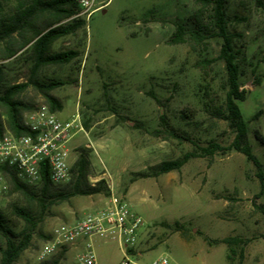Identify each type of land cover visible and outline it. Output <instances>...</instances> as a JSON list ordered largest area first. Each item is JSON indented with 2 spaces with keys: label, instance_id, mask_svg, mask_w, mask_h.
<instances>
[{
  "label": "rangeland",
  "instance_id": "1",
  "mask_svg": "<svg viewBox=\"0 0 264 264\" xmlns=\"http://www.w3.org/2000/svg\"><path fill=\"white\" fill-rule=\"evenodd\" d=\"M226 2L240 81L248 91L239 106L253 152L264 165V148L255 138L256 132L264 136V114L254 119L264 111V9L258 3L264 5V0ZM15 6L5 2L1 16L11 14ZM200 6L196 0H97L89 18L77 17L78 11L64 22L77 18L86 25L58 40L53 52L77 50L81 55L70 64L44 68L40 79L62 83L52 92L63 102V111L57 113L61 119L80 116L84 131L70 142L71 163L87 149L90 184L105 180L109 192L77 196L48 205L45 211L36 206L39 228L16 264H42L38 252L55 227L104 209L112 196L123 198L144 222L136 246L140 255L127 257L118 242L93 238L96 264H151L160 257L178 264H228L227 246L207 241L228 236L252 240L243 264H264V214L254 209V203L264 204V189L256 199L261 184L244 155L218 153L212 162L192 159L180 171L158 178L137 176L211 142L226 148L233 141L227 123L212 116V107L221 104L226 93V65L219 60L223 40L214 36L205 47L195 48L189 40L191 18ZM179 25L186 29L185 43L174 44ZM26 58L22 51L13 59H0L4 88L27 82ZM203 61L211 63L200 65ZM21 98L33 110L45 104L32 88ZM161 114L168 127L190 133L193 143L153 136L154 130L165 129ZM16 205L25 206V201L9 188L0 197V210L19 233L24 223L13 215ZM41 231L47 239L40 237ZM84 251V245L71 248L60 264H80L78 255Z\"/></svg>",
  "mask_w": 264,
  "mask_h": 264
},
{
  "label": "trees",
  "instance_id": "2",
  "mask_svg": "<svg viewBox=\"0 0 264 264\" xmlns=\"http://www.w3.org/2000/svg\"><path fill=\"white\" fill-rule=\"evenodd\" d=\"M200 8L194 13L191 20L193 29L189 32V40L195 47H205L211 37H219L223 40L219 60L226 65L227 80L226 93L223 102L212 107V116L227 123L233 132L234 138L228 147H222L216 142H211L205 148H197L187 152L183 156L161 162L150 167L147 171L137 174L142 179L158 178L174 171H180L192 159L210 158L220 153L226 155L232 151L244 155L252 162L257 170L256 177L261 184V192L255 196L259 199L264 189V165L253 152L249 140L248 122L241 112L240 103L248 99V91L242 89V70L239 64L238 52L234 47V35L229 33L226 13V0H196ZM14 2L16 6L11 14L1 16L4 3ZM264 9V5L258 2ZM77 0H0V59L7 61L27 52L26 60L30 63L29 77L26 83L3 87L4 71L0 67V138L9 131L15 136L28 135L29 130L24 124L25 113L32 111L33 106L26 102L21 95L32 88L40 95L45 104L54 113L62 112L63 102L52 92L62 83L58 81L43 82L40 79L42 70L48 66H63L78 59L81 53L77 50L53 52V45L60 39L76 34L83 26L85 20L74 18L71 23L66 20L78 14ZM186 29L183 25L177 26L172 42L174 44L185 43ZM3 45V46H2ZM211 62H199L200 65H208ZM203 67V66H202ZM255 72V71H254ZM185 115L187 110L183 112ZM264 111L255 114L257 120ZM161 125L165 129L152 132L157 138L165 141L170 139L180 143H193L192 135L178 128L168 127L166 117L160 115ZM140 125L135 124L138 129ZM166 135V136H165ZM256 140L264 148V136L255 133ZM78 160L72 167V180L61 186H55L49 179L47 170L44 171L43 182L40 186H29L16 178L10 181L11 191L19 193L25 206H14L13 215L24 223L21 232H16L10 225L8 217L0 210V264H16L22 254L28 250L33 241L34 233L39 228V220L34 216L33 209L37 206L42 211L48 205L69 202L77 196H91L103 192L106 188L105 180H101L96 186L89 182L90 160L83 150ZM107 192L109 190L107 189ZM254 209L264 214V204L254 203ZM40 237L47 236L40 232ZM213 246L225 244L228 249V264H243L245 260V247L251 243V239L239 236H228L221 240L207 239ZM65 252L53 257L42 264H60Z\"/></svg>",
  "mask_w": 264,
  "mask_h": 264
},
{
  "label": "built area",
  "instance_id": "3",
  "mask_svg": "<svg viewBox=\"0 0 264 264\" xmlns=\"http://www.w3.org/2000/svg\"><path fill=\"white\" fill-rule=\"evenodd\" d=\"M77 3V17L89 18L97 10V0H77ZM24 124L28 135L15 136L7 131L0 138V197L8 192L13 178L33 187L42 184L45 170L55 186L65 185L73 178L70 142L84 131L80 116L63 120L44 104L25 113ZM143 225L142 218L123 198L112 196L104 209L55 227L41 246L38 260L43 263L84 245L85 251L78 255L79 263L96 264L93 238L118 242L127 257L140 255L136 253V246ZM151 264L178 263L169 257H160Z\"/></svg>",
  "mask_w": 264,
  "mask_h": 264
}]
</instances>
